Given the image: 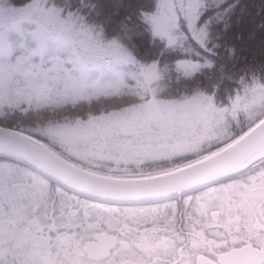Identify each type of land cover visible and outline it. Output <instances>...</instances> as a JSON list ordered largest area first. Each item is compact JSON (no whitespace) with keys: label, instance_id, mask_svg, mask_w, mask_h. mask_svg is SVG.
<instances>
[{"label":"snow or ice","instance_id":"obj_1","mask_svg":"<svg viewBox=\"0 0 264 264\" xmlns=\"http://www.w3.org/2000/svg\"><path fill=\"white\" fill-rule=\"evenodd\" d=\"M0 264H264V0H0Z\"/></svg>","mask_w":264,"mask_h":264}]
</instances>
